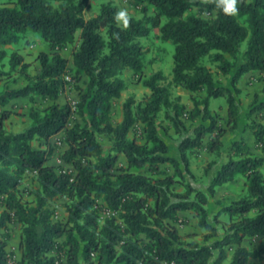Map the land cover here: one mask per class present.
I'll return each instance as SVG.
<instances>
[{
	"label": "trees",
	"instance_id": "trees-1",
	"mask_svg": "<svg viewBox=\"0 0 264 264\" xmlns=\"http://www.w3.org/2000/svg\"><path fill=\"white\" fill-rule=\"evenodd\" d=\"M90 1L16 0L15 6H9L0 0V80L18 70L28 80L22 87H0V107L35 94L52 101L43 109L31 107L32 123L19 132L7 128L11 110L0 113V203L4 206L0 211V264H11L7 245L14 221L22 227L20 264H57V257L49 254L62 251L67 264H82V258L87 264H223L227 246H235L230 264L264 260V240L254 250L243 244L247 237L264 236V155L236 141L227 163L212 179L209 193L195 185L190 157V151L204 146L208 133L207 150L223 153L226 129L212 116L211 98L225 97L230 130L240 126L237 84L251 71L264 72V0H240L235 16L225 15L215 2L136 0L137 4L153 5L157 13L147 19L131 16L127 28L117 21L119 7L112 2L86 18ZM163 17L167 18L164 24ZM152 27L160 28L163 40L175 46V85L190 92H207L203 118L211 119V124L200 125L196 136L185 137L178 154L171 152L159 131V114L164 110L178 131L185 126L184 115L192 120L197 115L188 114L185 104L171 98L170 87L160 83L161 72L145 81L152 90L150 99L136 103L129 98L124 120L117 125L112 121L114 100L127 88L121 74L125 69L144 70V49L137 39L148 35ZM29 32H39L51 48V52L39 54L42 70L35 76L29 73L30 63L22 54L8 51V46L19 43ZM79 32L72 79L79 83L87 76L88 80L80 89L75 110L58 99L72 71L61 51L76 42ZM8 57L10 69L6 70ZM205 57L217 62L225 74L234 71L236 91L217 84L212 69L202 64ZM263 108L264 101H259L255 110ZM74 113L84 123L71 125ZM137 122L143 126L144 142L129 136ZM62 131L68 146L63 160L73 169L49 163L53 149L34 145L37 140L48 142ZM252 131L264 153V121L254 122ZM100 135L111 141L108 151ZM121 155L127 165H119ZM28 172H35L39 183L31 191L34 203L21 190ZM239 175L246 179V192L223 207L222 212L230 217L223 226L225 236L212 244L186 241L178 227L185 223L181 213L194 211L200 225L210 232L207 240L211 239L216 227L210 221V196ZM62 196L68 199L67 224L55 220V211L49 206L50 200ZM101 201L113 212L103 223ZM216 249L219 254L214 259Z\"/></svg>",
	"mask_w": 264,
	"mask_h": 264
},
{
	"label": "rangeland",
	"instance_id": "rangeland-1",
	"mask_svg": "<svg viewBox=\"0 0 264 264\" xmlns=\"http://www.w3.org/2000/svg\"><path fill=\"white\" fill-rule=\"evenodd\" d=\"M9 6H15L16 0H3ZM112 2L121 9H125L129 17H135L137 19H147L148 17L155 16V7L147 2L137 4L136 0H91L89 7L85 11V17L90 18L97 15L104 3ZM195 12H199L198 8H194ZM167 21V18H162V24ZM122 24V22L119 21ZM138 42L143 46L144 49V62L145 68L142 72L135 73L132 69H125L121 76L127 83V88L122 92V95L114 100L112 110V121L115 125L120 124L124 120V105L129 98H134L136 103L146 102L152 95V90L145 85V81L151 78L155 73L161 72L164 78L160 81L163 85L170 87L172 91L171 98L174 101L181 102L186 105L188 114L193 113L197 115L196 120L189 118V115L182 117L185 122V126L180 131L176 128L174 122L167 118L165 111H161L159 114V131L165 141L169 144L171 152L178 154V147L181 141L187 136H196L197 128L200 125L209 126L211 119L205 120L204 109L205 99L207 98L206 90L190 92L183 87L176 86L173 82L174 73V53L175 46L171 41L163 40L161 36L160 28H151L148 35L139 37ZM80 44V32L77 34V39L74 44L69 45L63 49L61 53L63 56L69 59V65L73 63V51ZM248 42L243 44L242 51L247 48ZM9 53L17 51L22 54L25 61L30 63L28 68L29 73L32 76L39 74L42 70V65L38 59L41 52H51L49 44L41 37L39 32H29L23 36L22 40L11 46H8ZM5 69H10L9 57L5 60ZM202 64L210 67L214 73L215 80L218 85L230 87L233 91H236L233 85L234 71L229 74H225L220 68L217 62L211 60L210 57H205L202 60ZM68 84L61 93L58 102L61 104L69 103L76 110L77 104L81 96V88L86 87L88 80L87 76H84L82 80L77 83L72 78L75 74L76 68L71 67ZM67 79V78H66ZM28 83L25 75L20 70L15 71L12 76L4 77L0 80V87H22ZM239 91H236V96L241 107V119L240 126L235 130H230L228 124V102L225 97L211 98L210 99V111L212 116L216 119L218 126L225 128L226 131L223 135L224 150L222 154H216L207 150L205 145L209 143L211 136L208 133L204 138V146L196 148L190 151L191 157V168L196 175L194 180L195 185L209 193V186L212 181V177L219 171L225 163L228 161V153L234 147L236 141H243L249 146V148L256 154L264 155L262 148L257 145L256 136L252 131V124L254 122L264 121V108L255 110L259 101H264V72L251 71L247 76H243L238 82ZM52 101L44 100L40 95L35 94L33 97H24L19 102L10 103L6 107H0V113L4 109H10L11 115L7 120L6 125L8 130L11 131H22L26 129L32 123L30 116V108L37 107L43 109L50 105ZM193 111V112H192ZM76 121L84 123L82 118L74 113L71 125ZM142 124L136 123L135 127L130 132L131 138H136L139 142H144V134L142 131ZM216 135V132L214 133ZM64 137L65 132L61 138H58L52 143H46L45 141L37 140L34 142L36 147L48 146L53 149V154L50 158L49 163L56 166H62L66 169H73V166L66 164L63 160V154L66 151L64 148ZM99 139L106 145L107 151L112 145L111 141L104 135H100ZM119 165H127V159L124 155L119 158ZM166 167V165H163ZM173 173V168L169 170ZM39 183L37 180V174L35 172H28L25 175L21 190L24 197L28 201L34 203V195L31 191L38 188ZM179 190H183L182 187L178 186ZM246 192V179L239 175L234 181L227 183L217 188L215 195L210 196V202L208 209L210 212V221L216 227V235L211 239L207 240V236L210 234L209 231L205 230L199 221V217L194 211H186L187 215H182L185 219V223L178 225L184 239L186 241H197L201 244H212L218 239H222L225 236L224 223L230 220L228 214L223 213V207L230 204L235 199H238L241 195ZM68 199L66 197H57L50 200L49 206L55 211V220L61 221L65 224L68 223L69 212L66 208ZM101 203V223L107 216H111V212L103 201ZM4 209V206L0 203V211ZM219 215V219L215 220V216ZM9 230L11 232V238L8 241L7 251L11 264H20L22 256V227L17 221L10 223ZM65 237L61 238L64 241ZM264 240V236L247 237L244 240V245L251 250H254L258 244ZM228 257L223 264H230L231 258L235 249V246H227ZM219 250H215V257L218 256ZM49 255L57 257V264H67V256L65 251L56 253L51 252ZM82 264H87L83 258L81 259ZM249 264H264V260L258 258H251Z\"/></svg>",
	"mask_w": 264,
	"mask_h": 264
},
{
	"label": "clouds",
	"instance_id": "clouds-1",
	"mask_svg": "<svg viewBox=\"0 0 264 264\" xmlns=\"http://www.w3.org/2000/svg\"><path fill=\"white\" fill-rule=\"evenodd\" d=\"M201 2L204 4L215 2L216 8L222 9L223 13L228 16H235L239 11L238 4L240 0H201ZM115 16L117 21L122 22L125 28L128 27L130 17L125 9L118 11Z\"/></svg>",
	"mask_w": 264,
	"mask_h": 264
},
{
	"label": "crops",
	"instance_id": "crops-1",
	"mask_svg": "<svg viewBox=\"0 0 264 264\" xmlns=\"http://www.w3.org/2000/svg\"><path fill=\"white\" fill-rule=\"evenodd\" d=\"M71 67H74V65H71ZM249 73H247L246 75H244V76H247ZM22 98H24V97H22ZM22 98H17V99H14V100H12V104L13 103H16V102H19ZM4 108H8V107H4ZM19 132V131H18ZM63 134H64V131H62V132H60L59 134H57V135H54V136H52L50 139H49V141L48 142H46V143H52V142H54V141H56L58 138H61V136H63ZM44 141V140H43ZM43 147H46V146H43ZM64 148L65 149H67L68 148V146H67V144L64 142ZM222 168V167H221ZM221 168H219V170L221 169ZM217 175V173H215L214 175H213V177L212 178H214L215 176ZM188 213L186 212V211H183L182 213H181V215H187ZM180 233H181V231H180ZM182 234V233H181Z\"/></svg>",
	"mask_w": 264,
	"mask_h": 264
},
{
	"label": "built area",
	"instance_id": "built-area-1",
	"mask_svg": "<svg viewBox=\"0 0 264 264\" xmlns=\"http://www.w3.org/2000/svg\"><path fill=\"white\" fill-rule=\"evenodd\" d=\"M66 78H67V80H69L70 79L69 75H67Z\"/></svg>",
	"mask_w": 264,
	"mask_h": 264
}]
</instances>
